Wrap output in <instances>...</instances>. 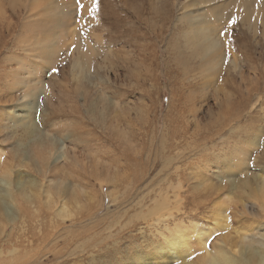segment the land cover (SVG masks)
<instances>
[{
	"label": "rangeland",
	"instance_id": "obj_1",
	"mask_svg": "<svg viewBox=\"0 0 264 264\" xmlns=\"http://www.w3.org/2000/svg\"><path fill=\"white\" fill-rule=\"evenodd\" d=\"M13 1L0 0V168L32 178L37 200L1 228L0 252L50 257L56 247L68 257L45 264H179L168 250L181 233L176 226L191 232V244L207 239L190 262L232 244L264 249V201L255 190L264 175V0H255L259 19L250 22L243 2L228 9L233 0H95L94 17L93 0H81L82 14L76 0ZM221 4L219 22L208 8ZM202 11L218 22L210 29L221 43L211 68L179 57L186 15ZM78 60L85 69L75 79ZM35 91L43 163L32 143L29 163L17 159L14 145L24 137L5 119L9 111L22 117L32 101L23 95ZM239 159L245 164L236 171ZM159 193L163 211L147 216ZM219 194L229 201L216 225ZM59 201L70 217L59 216ZM48 232L55 244L19 248ZM85 234L92 239L82 247V239L67 245Z\"/></svg>",
	"mask_w": 264,
	"mask_h": 264
},
{
	"label": "bare ground",
	"instance_id": "obj_2",
	"mask_svg": "<svg viewBox=\"0 0 264 264\" xmlns=\"http://www.w3.org/2000/svg\"><path fill=\"white\" fill-rule=\"evenodd\" d=\"M206 2L208 3L209 1L206 0ZM240 2H243L242 7L244 9V14H243L244 19L245 18L250 19L249 21L247 20L246 22L251 21V18H248L249 16L253 15V18L257 17L256 15L254 16V11L252 12V10H253L252 8H254L253 6L257 7L255 5V0H233V1H230V3L227 5V6H229L228 9H230V7L235 8L236 6L239 5L238 3H240ZM257 2H259V0ZM13 3L15 4L16 0H14ZM194 6H195V3H194ZM216 6L217 7L213 6V7L208 8V9L210 10V13L216 17L214 20L218 21L224 15H226L225 12L227 10V7L224 6V4L223 5L221 4L220 6L219 5H216ZM209 10H207V11L209 12ZM263 13H264V10H263ZM263 13H261L260 15L263 16ZM255 14H259V13H256V9H255ZM208 15H210V14H208ZM207 16H205V14H203V11L197 15H194V14L188 15V16L186 15L187 22L189 23V25H188L189 30L184 32V44H183L181 52L179 53V57L181 56V53H185L189 59L194 58V57L199 58L200 60L203 61L204 66L211 68L210 62L214 57L213 54H215L216 50L221 47V43L219 42V39L215 38V35L213 36L212 34H210L211 33L210 31L214 30V27H217L216 24L218 22H215V24H212V22L210 23L209 18ZM206 17H207V19H206ZM205 19L208 20L209 22H206ZM257 19H259V16L257 17ZM214 20L211 19V21H214ZM205 22L209 24V27H208V24H205ZM219 22H220V20H219ZM244 22H245V20H244ZM205 25H207V26H205ZM211 26L213 27V29H211ZM214 33L215 32H213V34ZM83 66H84V64H83ZM75 68H76L75 71L77 73H74L73 77L76 79V78H78L79 75L80 76L83 75L82 71L85 69V67H84V69H82V65L80 64V62L78 60L76 65H75ZM38 96H39L38 91L37 92L36 91L31 92L29 94H27V92H26L23 95V97L31 98L32 101L27 102L26 105L24 104L21 106V110H24L23 116L17 117L15 119V117L13 116V112L9 113L10 112L9 111V112H7V114H5V117H6L5 119L12 121V123H15L13 126L16 125L17 127H20V130L22 131L21 136L24 137V140L21 138L22 140L21 139L18 140L17 143H15V145H14V153L18 157L17 159L25 160L28 157V155H25V150H26V147L28 146L27 144L32 143V147H34V148L39 147L40 148V151H37L34 154L37 157L36 158L37 161L43 163V162H45V159H48V157H46V158L44 157V153H43V151H45V149H46V146H44L45 144L43 143L44 139L41 141V139H42L41 133H40V130L38 129V127L35 123L34 117H33V114H34L33 112L35 109L34 100L36 102ZM17 127H16V129H17ZM51 144L57 145L58 142L55 141ZM31 150L33 151L32 148H31ZM55 150H56L55 153H57L59 148L56 146ZM48 152L50 154V150ZM2 154H3V151H2V149H0V157L2 156ZM239 157H242V156H239ZM62 158H64V157H62ZM26 162H28L27 159H26ZM239 162H240V159H239V161L238 160L235 161V165H233V167H236V171H241L242 166H240V165L245 164L242 161H241V163H239ZM5 165H8V164H5ZM18 165L20 167V164H18ZM11 169L12 168H10V166H4L2 168V170L0 168V230H1V228H5V225H7V224L9 225V224L13 223L17 219V217H16L17 214L24 212V209H25L24 205L30 204L32 201L37 200V194L35 193V184H34V181L32 180V178L31 179L28 178L29 176L27 178H23L22 176H19V178L17 177L16 179H13ZM227 175H228L227 179L231 180V178L233 176H231V174H227ZM258 180H259V185L255 189L258 192V193L256 192L257 193L256 197H258V199H261L264 201V175H258ZM244 186L249 187L246 184V182L243 183V187ZM48 189H47L46 195H45L46 202L51 201L52 196H53V193ZM228 193H229V191H228ZM220 195L221 194H219V196L217 197V202L215 203L214 208L212 209V212H211L212 213L211 217H212V220L215 222V224L221 223L219 220L221 219V216H223L222 215L223 206L226 202L229 201V196H228L229 194L225 195L223 197L221 196V198H220ZM162 197H163L162 193H159V195L157 197H155L153 200H151L153 203L152 206H154V207L149 208L148 213H146L147 216L148 215L149 216L153 215V217L158 216V213L163 211L161 209H163L165 203L162 202L161 200L160 201L158 200V199H162ZM140 206L142 208L144 207V205L142 203H140ZM145 207L147 208L148 205H146ZM56 209L58 210L59 216H62L63 219L66 217L67 218L70 217V213H71L70 210L71 209L69 210V208L66 206V203H63L62 201L57 202ZM164 210H165V208H164ZM159 218H157V219L159 220ZM174 229H177L181 233L178 236L174 237V239L169 240L168 245L173 246V247H172V249H171V247H170V249L168 248V250L171 251V252H169L171 259L178 261L179 264H264V249L263 248H253L252 246L244 247L242 245L239 246L236 244H232L230 246V249H228L226 252L220 250L217 252L215 251V253L213 252L214 254H210V253L200 254L198 256V258L195 259V261L190 262L189 258L191 255H193L194 252H196V251L200 252V251L205 249V244H204L205 241H203V240H205L206 238L204 239V235H203V237L197 235V237H195L196 243L191 244L192 242L190 240V235H189V233H191V232L186 231L185 230L186 228L182 229L181 226L180 227L176 226ZM50 232L46 233L45 235H42L41 237H38V235L36 234L35 236L31 237L27 246H24V243H20L19 248L27 250L26 248L29 247V250H30V248H32L34 245H37L39 243V245H37V247H39V250H40L41 246L47 247L46 245L49 244L50 242L52 244H55L58 239L54 235V233H50ZM209 234H211V233H209ZM81 235H83V233ZM81 235H78V237H76L74 239H70L67 242V245H69L71 243L78 242L80 239H82L85 243L80 242V244L78 245V247H82L92 237V235L90 236L88 234H85L84 236H81ZM60 237H62V236H60ZM205 237H208V236L206 235ZM103 240H104V238H103ZM37 247H35V248H37ZM50 248H52V247H50ZM53 249H54L53 251H50V249H48V252L51 253L50 257L47 256V254H48L47 252L44 253L42 251L37 252L35 256H33L31 254L30 255L25 254V256L17 255L18 254L17 253L18 248H14L13 250H10L9 253H7L6 255L3 254V252L1 251L0 256L5 255V257H4L5 261H1L0 264H45V263H48L50 261H57V259L66 258V260H67V258H68L67 256L64 257L63 255H60V256L58 255V251H56V247ZM70 254H72V253H70Z\"/></svg>",
	"mask_w": 264,
	"mask_h": 264
},
{
	"label": "snow or ice",
	"instance_id": "obj_3",
	"mask_svg": "<svg viewBox=\"0 0 264 264\" xmlns=\"http://www.w3.org/2000/svg\"><path fill=\"white\" fill-rule=\"evenodd\" d=\"M76 4L78 6V9L80 11V13L82 14L83 13V10H84V7L85 5L81 2V0H76ZM98 10V7H97V4L95 2V0H93V5L92 7L89 9V15L90 16H95L96 12ZM236 21L235 20H232L229 24V27H231V25L235 24ZM221 35H226V33H221ZM229 43H231V41H229ZM54 72L58 71L57 69H53Z\"/></svg>",
	"mask_w": 264,
	"mask_h": 264
}]
</instances>
